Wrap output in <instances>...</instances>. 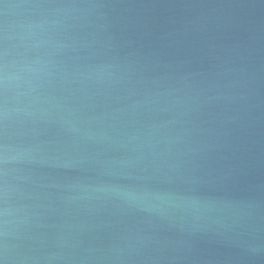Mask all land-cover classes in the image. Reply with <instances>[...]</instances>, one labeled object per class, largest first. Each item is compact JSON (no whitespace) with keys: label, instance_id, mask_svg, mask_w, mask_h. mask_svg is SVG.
Returning <instances> with one entry per match:
<instances>
[{"label":"water","instance_id":"1","mask_svg":"<svg viewBox=\"0 0 264 264\" xmlns=\"http://www.w3.org/2000/svg\"><path fill=\"white\" fill-rule=\"evenodd\" d=\"M0 264H264V0H0Z\"/></svg>","mask_w":264,"mask_h":264}]
</instances>
